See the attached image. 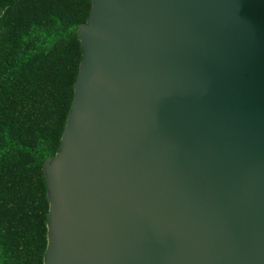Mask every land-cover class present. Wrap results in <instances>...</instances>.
<instances>
[{
	"label": "water",
	"instance_id": "95a60500",
	"mask_svg": "<svg viewBox=\"0 0 264 264\" xmlns=\"http://www.w3.org/2000/svg\"><path fill=\"white\" fill-rule=\"evenodd\" d=\"M43 264H264V0H90Z\"/></svg>",
	"mask_w": 264,
	"mask_h": 264
},
{
	"label": "trees",
	"instance_id": "16d2710c",
	"mask_svg": "<svg viewBox=\"0 0 264 264\" xmlns=\"http://www.w3.org/2000/svg\"><path fill=\"white\" fill-rule=\"evenodd\" d=\"M90 0H0V264H43L44 162L60 144Z\"/></svg>",
	"mask_w": 264,
	"mask_h": 264
}]
</instances>
